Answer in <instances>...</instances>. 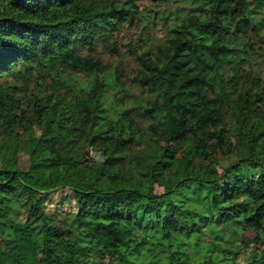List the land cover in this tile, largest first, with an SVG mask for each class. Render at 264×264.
<instances>
[{
    "label": "trees",
    "instance_id": "1",
    "mask_svg": "<svg viewBox=\"0 0 264 264\" xmlns=\"http://www.w3.org/2000/svg\"><path fill=\"white\" fill-rule=\"evenodd\" d=\"M152 1L164 39L132 84L92 53L129 4L0 0V264H264V0ZM96 137L130 157L69 184Z\"/></svg>",
    "mask_w": 264,
    "mask_h": 264
},
{
    "label": "rangeland",
    "instance_id": "2",
    "mask_svg": "<svg viewBox=\"0 0 264 264\" xmlns=\"http://www.w3.org/2000/svg\"><path fill=\"white\" fill-rule=\"evenodd\" d=\"M129 4L134 9L133 26L127 23L120 25L118 29L113 30L111 36L113 44H107L101 36L95 34L94 50L92 53L100 56L103 61L112 67H116L121 71V78L126 82L134 84V79L138 67L137 51L147 48L148 45L155 46L159 41L164 39V30L167 22L159 15L152 17L153 12L157 6L152 0H119ZM147 12V14H146ZM145 15H150L148 20ZM168 20V19H167ZM166 20V21H167ZM82 51L87 52L85 46H81ZM254 70L264 77V59L257 58L253 62ZM223 69L222 75L225 76ZM229 72V70H228ZM129 84V83H128ZM115 90L110 89L107 92L108 101H112ZM132 150H111L109 144L101 138L96 137L88 146L87 156L76 163H74L69 170L68 183L77 184L86 188L97 186L102 178L110 172V170L117 166L120 162L126 163L130 157ZM208 166L213 173H219L221 165L218 162L210 160ZM155 192L162 191L165 187L155 183ZM68 195V187H58L48 191L44 195V202L47 209L55 212L58 217H61L65 209H74V199L71 197L65 198ZM62 201V203L60 202ZM245 242L242 244V250L239 254V261L245 262V255L247 256L254 244L255 232L247 230L244 234ZM262 246V245H261Z\"/></svg>",
    "mask_w": 264,
    "mask_h": 264
}]
</instances>
